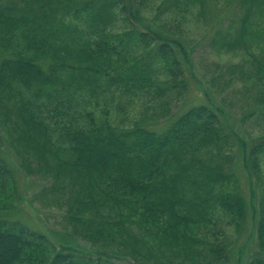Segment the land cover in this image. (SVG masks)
I'll use <instances>...</instances> for the list:
<instances>
[{"label":"trees","instance_id":"trees-1","mask_svg":"<svg viewBox=\"0 0 264 264\" xmlns=\"http://www.w3.org/2000/svg\"><path fill=\"white\" fill-rule=\"evenodd\" d=\"M208 1L161 8L184 15ZM226 1L233 18L211 42L260 49L237 75L255 79L248 117L264 119V0ZM141 13L140 0H0V217L19 199L6 142L29 176L49 182L44 194L51 190L91 250L77 255L0 219V264H228L225 218L237 233L252 231L248 264H264V196L248 204L236 169L224 164L233 157L209 156L231 141L223 108L197 104L163 125L109 119L117 92L166 106L188 88L180 43L166 27L144 25ZM117 23L122 33L112 31ZM263 150L244 152L254 184Z\"/></svg>","mask_w":264,"mask_h":264},{"label":"rangeland","instance_id":"rangeland-1","mask_svg":"<svg viewBox=\"0 0 264 264\" xmlns=\"http://www.w3.org/2000/svg\"><path fill=\"white\" fill-rule=\"evenodd\" d=\"M140 1L143 24L169 30L171 37L180 43L181 49L177 45L173 46L179 52L185 68L188 88L183 97L175 94L166 106L151 102L143 93L137 97H119L120 93L117 92L108 107L111 123L121 128L132 127L138 122L163 125L166 118L182 114L197 104L213 103L223 108L227 113L225 119L231 141L223 145L220 156H217V151L209 156L224 163L231 155L232 160L229 158V162L224 164L236 169L248 204H259V199L264 196V150L258 154L260 184L251 183L252 178L245 168L243 157L246 149L264 144V119L256 115L248 117L257 107L252 93L255 79L243 82L237 74L251 60L252 54H259L260 49L252 47L248 50H227L213 46L211 40L220 27V21L225 28L233 18V7L230 9V3L226 0H209L206 11L203 12L200 5H196L184 15L161 8L164 0ZM120 25L117 23L112 31L122 33L123 26ZM247 69L249 66L246 65L244 70ZM5 144V150L9 152L8 156L17 171L19 199L13 204V209L0 219L23 224L32 233L46 237L55 246L69 245L77 251V255H89L90 245L72 234L66 208L53 202L51 190L44 194L50 186L49 182L40 176H29L21 166L20 158L8 143ZM221 221H224L221 226L227 228L233 246L228 264H248L257 248L256 245H251L252 231L244 229L237 233L230 225L227 226L228 218Z\"/></svg>","mask_w":264,"mask_h":264}]
</instances>
